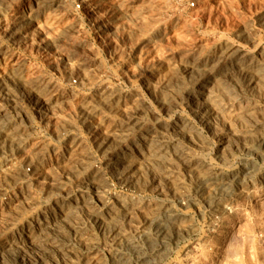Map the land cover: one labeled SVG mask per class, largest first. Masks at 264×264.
<instances>
[{"label": "rangeland", "instance_id": "1", "mask_svg": "<svg viewBox=\"0 0 264 264\" xmlns=\"http://www.w3.org/2000/svg\"><path fill=\"white\" fill-rule=\"evenodd\" d=\"M0 264H264V0H0Z\"/></svg>", "mask_w": 264, "mask_h": 264}, {"label": "built area", "instance_id": "2", "mask_svg": "<svg viewBox=\"0 0 264 264\" xmlns=\"http://www.w3.org/2000/svg\"><path fill=\"white\" fill-rule=\"evenodd\" d=\"M193 6V5H192Z\"/></svg>", "mask_w": 264, "mask_h": 264}]
</instances>
